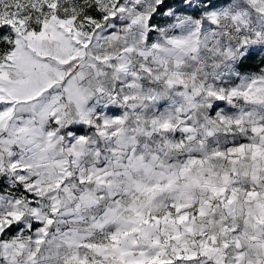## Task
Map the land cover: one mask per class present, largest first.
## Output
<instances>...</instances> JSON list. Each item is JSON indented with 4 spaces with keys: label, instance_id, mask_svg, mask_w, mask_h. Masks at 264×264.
Here are the masks:
<instances>
[{
    "label": "snow or ice",
    "instance_id": "6c2138e0",
    "mask_svg": "<svg viewBox=\"0 0 264 264\" xmlns=\"http://www.w3.org/2000/svg\"><path fill=\"white\" fill-rule=\"evenodd\" d=\"M0 264H264V0H0Z\"/></svg>",
    "mask_w": 264,
    "mask_h": 264
}]
</instances>
